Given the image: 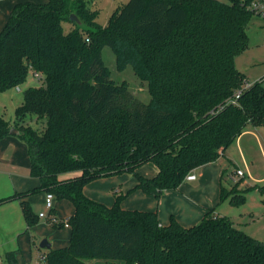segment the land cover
I'll list each match as a JSON object with an SVG mask.
<instances>
[{
	"label": "trees",
	"instance_id": "obj_1",
	"mask_svg": "<svg viewBox=\"0 0 264 264\" xmlns=\"http://www.w3.org/2000/svg\"><path fill=\"white\" fill-rule=\"evenodd\" d=\"M91 1L17 2L0 31V92L19 88L29 73L44 81L23 91L13 121L0 116V140L18 131L30 176L39 181L30 192L43 191L74 208L67 219L48 210L46 221L54 229L66 223L70 239L63 248L44 249L40 262L264 264V242L214 210L191 227L173 217L161 226L155 211L123 209L121 194L114 192L108 207L83 193L89 182L125 172L136 178L135 189L159 199L192 171L218 160L248 125L264 126L261 82L244 90L235 105L227 104L247 82L234 59L247 49L256 0H128L104 26ZM105 47L119 70L129 66L147 82L148 103L112 80L102 59ZM27 116L42 122L39 130ZM147 163L157 168L152 178L137 173ZM237 190L221 186L219 200L240 205L245 191ZM258 192L264 198V186ZM25 195L15 193L0 205L20 200L30 230L37 217Z\"/></svg>",
	"mask_w": 264,
	"mask_h": 264
},
{
	"label": "crops",
	"instance_id": "obj_2",
	"mask_svg": "<svg viewBox=\"0 0 264 264\" xmlns=\"http://www.w3.org/2000/svg\"><path fill=\"white\" fill-rule=\"evenodd\" d=\"M89 6L92 8L91 3ZM10 12L8 9L2 11L0 7V31L4 29ZM245 81L250 83L246 78ZM261 128L262 126L248 125L247 130L220 154L218 160L194 171L195 180H185L178 188L163 191L159 199L135 189L136 178L125 172L91 181L83 188V193L86 197L109 207L114 202L113 196L109 193L111 189L124 196L121 207L125 210L155 211L161 226L168 225L171 217L183 227L194 226L209 210H214L216 214L221 215L217 209L223 202L219 200V192L221 186L226 188L224 184L230 187L229 184L236 181L241 187L246 174L249 180H264V178L255 180L252 176L253 169L256 167L254 153L256 145L264 165V140L259 135ZM27 153L25 143L16 135H8L0 140V199L15 193L26 194L25 200L37 217V223L28 230L20 200L15 199L0 205L1 264H9L7 259L9 254L13 258V264H31L32 246L36 249V255L40 254L38 260L44 254L45 248H39L42 239L50 243L51 249L67 246L70 239L69 227L54 229L46 221L49 211L44 204L45 192L39 190L30 192L38 189L39 181L30 176ZM236 170H241L244 176L236 177ZM137 173L142 177L152 178L156 175L157 168L154 164L147 163L140 166ZM53 208L59 219H67L74 213L73 205L67 200H54ZM43 210L47 212L44 213ZM41 213L45 214L44 217H39Z\"/></svg>",
	"mask_w": 264,
	"mask_h": 264
},
{
	"label": "rangeland",
	"instance_id": "obj_3",
	"mask_svg": "<svg viewBox=\"0 0 264 264\" xmlns=\"http://www.w3.org/2000/svg\"><path fill=\"white\" fill-rule=\"evenodd\" d=\"M34 2V3H46L47 0H0V7L2 11L12 9L13 5L17 2ZM219 2L226 3L228 0H217ZM128 0H93L91 1L92 10H96L99 13L97 17V23L99 25H106L111 14L122 7ZM251 22L248 24L247 35H248V46L247 49L238 54L234 59V65L236 69L243 74V76L251 84L254 82H261L264 87V19L257 15L251 17ZM63 28L67 31V24H63ZM102 59L107 67L110 77L116 83H125L136 98L143 103H148L150 95L148 91L147 82L139 78V76L132 70L131 67H127L124 70H119L116 65L115 56L109 47H105L102 50ZM26 81L19 85V91L16 88H9L0 92V116L5 120H14V111L22 103L23 91L29 87H40L44 85L42 79L34 78L32 73L28 74ZM243 84V83H242ZM243 87V85H242ZM27 116V121L30 122L34 129H40V122L37 123L35 118ZM264 126L259 130L261 139L264 140ZM21 140V139H19ZM262 140V142H263ZM22 141V140H21ZM256 145V144H255ZM264 145V142H263ZM254 153L256 155V167L253 169L252 176L255 180L264 178V165L262 162L259 148L254 146ZM194 173V171H192ZM98 180V179H97ZM247 185H246V184ZM235 189L231 190L232 187L226 189L231 192L238 191L237 189H243L244 202L238 206L230 204L229 198L224 200L219 206L217 211L225 218L233 222L234 226L241 229L250 237L264 242V198L258 193V189L264 186L263 181L249 180L248 175L244 178L243 185L238 186L236 181L232 183ZM240 187V188H238ZM247 188V189H246ZM109 193L114 198L113 190H109ZM46 213V210H43ZM40 254L36 255V249L32 246V263L31 264H42L41 260H38ZM88 264H123V262L105 261L100 259H88Z\"/></svg>",
	"mask_w": 264,
	"mask_h": 264
},
{
	"label": "built area",
	"instance_id": "obj_4",
	"mask_svg": "<svg viewBox=\"0 0 264 264\" xmlns=\"http://www.w3.org/2000/svg\"><path fill=\"white\" fill-rule=\"evenodd\" d=\"M250 9L252 10V12L259 16L260 18L264 19V0H256L254 1L252 4H251V7ZM34 75V78L36 79H42V76L39 74V73H32ZM251 83H248V82H245L243 87L241 89H238L236 91V93L230 98L227 100V104H231V105H235L237 103V100L240 98V96L242 95L243 91L246 90V89H249L251 87ZM16 90H19V88H16ZM235 176L236 177H243L244 174L242 173L241 170H236L235 171ZM196 179V176L193 172H191L190 174H188L186 177H185V180L186 181H193ZM45 199L44 200V204L46 206V208L48 210L52 209L53 208V201H54V198L51 194H46L45 195ZM45 214H40L39 217H44ZM65 227H68L66 223H64ZM40 260H41V257H40ZM1 264V262H0Z\"/></svg>",
	"mask_w": 264,
	"mask_h": 264
},
{
	"label": "water",
	"instance_id": "obj_5",
	"mask_svg": "<svg viewBox=\"0 0 264 264\" xmlns=\"http://www.w3.org/2000/svg\"><path fill=\"white\" fill-rule=\"evenodd\" d=\"M69 19H70V21H73V22H75V23H77V24H80V22L78 21V19L75 17V15H71L70 17H69ZM10 134L12 135H18L19 133H18V131H16L15 129H11L10 130ZM39 248L40 249H44L45 248V250H49L50 248H51V245H50V243L46 240V239H42L41 241H40V243H39Z\"/></svg>",
	"mask_w": 264,
	"mask_h": 264
}]
</instances>
